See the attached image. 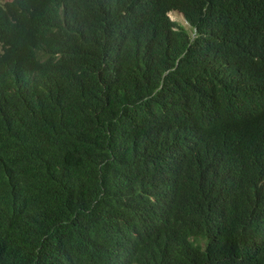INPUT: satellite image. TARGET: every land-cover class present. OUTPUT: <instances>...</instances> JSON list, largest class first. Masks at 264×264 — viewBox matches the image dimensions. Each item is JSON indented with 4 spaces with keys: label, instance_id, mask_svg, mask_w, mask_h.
<instances>
[{
    "label": "trees",
    "instance_id": "trees-1",
    "mask_svg": "<svg viewBox=\"0 0 264 264\" xmlns=\"http://www.w3.org/2000/svg\"><path fill=\"white\" fill-rule=\"evenodd\" d=\"M0 45V264H264V0H7Z\"/></svg>",
    "mask_w": 264,
    "mask_h": 264
},
{
    "label": "rangeland",
    "instance_id": "rangeland-1",
    "mask_svg": "<svg viewBox=\"0 0 264 264\" xmlns=\"http://www.w3.org/2000/svg\"><path fill=\"white\" fill-rule=\"evenodd\" d=\"M7 0H0V3H4ZM170 16L173 20L177 21L180 24L188 25V22L186 21L184 15L178 11H171ZM2 51V46L0 45V52Z\"/></svg>",
    "mask_w": 264,
    "mask_h": 264
}]
</instances>
